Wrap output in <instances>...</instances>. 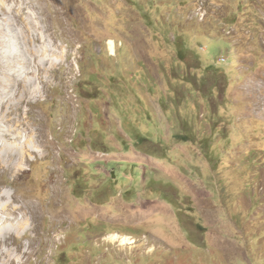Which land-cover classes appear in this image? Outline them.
I'll return each instance as SVG.
<instances>
[{"label": "rangeland", "instance_id": "374dc122", "mask_svg": "<svg viewBox=\"0 0 264 264\" xmlns=\"http://www.w3.org/2000/svg\"><path fill=\"white\" fill-rule=\"evenodd\" d=\"M28 3L68 55L0 175L44 209L23 264H264V0H0L8 51Z\"/></svg>", "mask_w": 264, "mask_h": 264}, {"label": "bare ground", "instance_id": "6f19581e", "mask_svg": "<svg viewBox=\"0 0 264 264\" xmlns=\"http://www.w3.org/2000/svg\"><path fill=\"white\" fill-rule=\"evenodd\" d=\"M28 8L34 7L28 3L21 10L10 8L13 20L18 21L20 17L21 21L16 24H22L14 35L16 49L8 51L6 39L0 36V175L3 169L13 175L19 174L50 153L46 142L43 143L46 133L41 128V119L35 117L30 107L46 93L57 64H61L62 56L68 55L56 45V35L47 33L44 21L41 18L35 21L37 10L28 11ZM6 11L7 7L2 5L1 12L5 14ZM108 45L114 49L113 40H109ZM57 53L61 55L56 56ZM29 67L35 70L25 75ZM5 185L13 183L0 182V264H23L27 248L37 239L31 233L38 230L44 209L30 196L20 199L17 192L11 194ZM15 202L19 204L14 205ZM24 237L28 239L26 244L20 241ZM112 238L118 236L112 235ZM121 242L129 243L127 237Z\"/></svg>", "mask_w": 264, "mask_h": 264}]
</instances>
